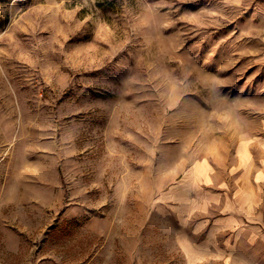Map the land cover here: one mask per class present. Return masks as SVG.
Listing matches in <instances>:
<instances>
[{
	"label": "rangeland",
	"instance_id": "obj_1",
	"mask_svg": "<svg viewBox=\"0 0 264 264\" xmlns=\"http://www.w3.org/2000/svg\"><path fill=\"white\" fill-rule=\"evenodd\" d=\"M221 213L202 264H253L264 0H0V264H186Z\"/></svg>",
	"mask_w": 264,
	"mask_h": 264
},
{
	"label": "crops",
	"instance_id": "obj_2",
	"mask_svg": "<svg viewBox=\"0 0 264 264\" xmlns=\"http://www.w3.org/2000/svg\"><path fill=\"white\" fill-rule=\"evenodd\" d=\"M197 169H201V168H197ZM193 173L192 171H189L186 174L187 176L182 177L181 180L182 182L181 181L176 182V185L180 183H184V184L187 183L190 186L193 182L192 177L199 176L204 172L198 173V171H196ZM180 190H181L180 186L175 187L176 194ZM221 191H222L221 194H223V190ZM243 197L244 196L241 195L240 200L250 199ZM195 200L201 201V198L195 196ZM200 212L198 213L200 214ZM185 216L186 218L184 221L183 220H181L182 222L178 221L175 234H176V240L178 239L176 241V246L179 250H181L184 253L186 264H202L204 263V261L214 262L213 259L218 260L219 258L220 260H223L224 250H225L223 213H221L220 218L216 216V218L214 219L211 218L209 219V221H208V216H202V220L200 221L201 224L195 221L191 224L192 219L189 218L190 215L188 216L187 214H185ZM186 222H188L187 226L184 225ZM207 254L209 256H207ZM253 264H264V254H262L260 258L256 257Z\"/></svg>",
	"mask_w": 264,
	"mask_h": 264
}]
</instances>
